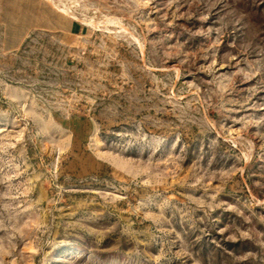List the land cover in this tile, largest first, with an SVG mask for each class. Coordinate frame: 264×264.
Here are the masks:
<instances>
[{
    "label": "rangeland",
    "instance_id": "obj_1",
    "mask_svg": "<svg viewBox=\"0 0 264 264\" xmlns=\"http://www.w3.org/2000/svg\"><path fill=\"white\" fill-rule=\"evenodd\" d=\"M0 264H264V0H0Z\"/></svg>",
    "mask_w": 264,
    "mask_h": 264
}]
</instances>
